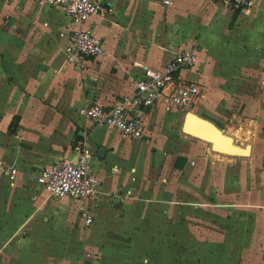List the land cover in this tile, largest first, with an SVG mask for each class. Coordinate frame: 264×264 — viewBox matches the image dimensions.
Wrapping results in <instances>:
<instances>
[{"label":"crops","instance_id":"0c3cea01","mask_svg":"<svg viewBox=\"0 0 264 264\" xmlns=\"http://www.w3.org/2000/svg\"><path fill=\"white\" fill-rule=\"evenodd\" d=\"M96 1L107 6L108 15L92 16L80 25L69 23L62 9L38 0H0V229H7L8 224H14V232L49 229L55 215L60 225H67L59 229H70L73 223L79 229H120L125 220L128 224L121 229L141 225L146 229L144 214H138L143 202L138 195L148 193L151 178L182 184L167 173L171 167L179 174L188 171L189 165L196 175L204 166L209 170L205 159L191 161L204 155L198 143L183 134L186 114L182 111L167 110L160 103L139 112L147 135L142 141L123 138L110 129L112 135L133 144L154 137L159 145H173L158 159V145L150 143L151 155L141 165L140 175L136 164L130 165V150L121 152L105 132L107 128L93 127L83 114L88 103L108 105L132 95L144 67L163 69L183 50L198 51L197 65L182 75L204 85L202 109L220 116L240 103L245 121L253 124L245 131L246 137L254 139L251 156L264 148V92L260 96L240 93L255 84L264 89V0H255L246 11L225 8L215 0ZM80 28L102 41L104 56L66 60L68 35ZM161 112H173L168 118L177 132L175 140L161 141V123L166 119ZM219 118L227 126L228 119ZM79 139H87L95 153L93 172L102 183L99 197L89 202L93 214L97 208L99 214L88 227L81 201L52 199L37 181L39 171L70 156ZM102 148L106 152L100 155ZM163 201L170 203L169 210L182 203L180 196ZM63 204L70 205L71 211L60 213ZM259 213L254 216V229H264V211ZM131 244L133 254L127 263L138 264L136 254L144 245ZM256 244L264 248V243ZM151 259L143 258V263L151 264Z\"/></svg>","mask_w":264,"mask_h":264},{"label":"rangeland","instance_id":"374dc122","mask_svg":"<svg viewBox=\"0 0 264 264\" xmlns=\"http://www.w3.org/2000/svg\"><path fill=\"white\" fill-rule=\"evenodd\" d=\"M241 92L260 96L264 89L256 88L255 84L249 89L243 87ZM235 105L220 113L228 119L227 126L217 113L203 110L202 104L196 108V113L216 123L240 146L252 145L254 139L246 137L245 131L253 124L242 116L244 106ZM161 114L166 118L161 123V141L166 137L175 140L177 132L172 119L168 118L173 112ZM105 130L121 152L130 150V165L136 164L138 175L141 165L150 158V143L158 145V159L165 156L164 150L170 146L173 149L169 143L159 145L154 137L137 145L112 135L114 131L110 128ZM186 137L203 150V157L191 161L203 158L209 170L204 166L196 175L191 170L193 165H189L188 171L179 174L171 167L167 173L182 184L174 181L166 184L151 178L148 193L138 195L143 201L138 214L141 217L144 214L146 229L142 225L136 229H121L127 226V220L120 222V229H79L78 223L69 225L70 229H59L67 225H60L56 215L52 216V225H47L49 229H16L14 232V224H8L7 229H0L4 230L0 233V264H128L126 259L133 254L132 242L144 245L136 254L138 264H144L143 258L149 257L151 264L158 261V264H264V248L254 246L264 243V229H254L255 213L264 211V148L261 146L262 149L248 158L233 157L217 153L210 143ZM232 164L233 168L224 171V167ZM170 196H180L182 203L175 205L176 209L169 210L170 203L163 201ZM161 205L164 208L159 207ZM70 211V205L60 207V213ZM95 213L99 214L98 208ZM262 217L264 219V215Z\"/></svg>","mask_w":264,"mask_h":264},{"label":"built area","instance_id":"2783aa9c","mask_svg":"<svg viewBox=\"0 0 264 264\" xmlns=\"http://www.w3.org/2000/svg\"><path fill=\"white\" fill-rule=\"evenodd\" d=\"M50 7L64 11L69 23H86L92 16H107L109 9L96 0H38ZM225 8L246 11L253 8L255 0H215ZM169 3V1H165ZM66 60L76 62L80 57L98 59L105 55L100 39L82 28L68 35ZM198 63V51L183 50L177 53L163 69L143 68L132 95L118 98L113 104L88 103L83 114L93 127L116 130L121 137L142 141L147 138L145 123L138 114L144 109L163 104L167 110H179L184 114L196 112L205 87L183 77L182 71L194 68ZM93 153L87 139L77 140L71 155L59 159L51 168L41 169L37 181L49 197L55 200H77L83 203L82 218L86 227L95 217L90 201L99 197L102 183L93 172Z\"/></svg>","mask_w":264,"mask_h":264},{"label":"water","instance_id":"95a60500","mask_svg":"<svg viewBox=\"0 0 264 264\" xmlns=\"http://www.w3.org/2000/svg\"><path fill=\"white\" fill-rule=\"evenodd\" d=\"M195 119L194 123L190 125V121ZM182 130L184 134L198 139L203 142L210 143L212 149L217 153H226L233 157L248 158L252 155L251 145H247L246 148H242L234 144L235 139L227 135L213 121L204 118L200 115H193L191 112H187L185 115ZM215 137L217 139H215ZM106 152L104 148L100 150V155Z\"/></svg>","mask_w":264,"mask_h":264},{"label":"bare ground","instance_id":"6f19581e","mask_svg":"<svg viewBox=\"0 0 264 264\" xmlns=\"http://www.w3.org/2000/svg\"><path fill=\"white\" fill-rule=\"evenodd\" d=\"M193 115H198L196 112H191ZM185 119V118H184ZM194 121H195V119H193V120H191L190 121V125H192L193 123H194ZM239 130V129H238ZM237 130V131H238ZM249 132H250V130H249ZM233 134V133H232ZM237 136V135H236ZM232 137V136H231ZM234 138V137H233ZM243 138V137H242ZM215 139H217L216 137H215ZM235 139V138H234ZM239 139H240V137H239ZM240 143V142H239ZM234 144H236V145H238V146H240L239 144H237V142H236V140L234 141ZM247 145V144H246ZM245 145V146H246ZM240 147H243V146H240ZM216 153V152H215ZM221 154H225V155H228V154H226V153H222V152H220Z\"/></svg>","mask_w":264,"mask_h":264}]
</instances>
